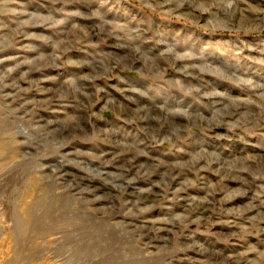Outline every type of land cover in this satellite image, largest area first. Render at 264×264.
I'll use <instances>...</instances> for the list:
<instances>
[{
	"label": "rangeland",
	"instance_id": "obj_1",
	"mask_svg": "<svg viewBox=\"0 0 264 264\" xmlns=\"http://www.w3.org/2000/svg\"><path fill=\"white\" fill-rule=\"evenodd\" d=\"M234 262L264 264V0H0V264Z\"/></svg>",
	"mask_w": 264,
	"mask_h": 264
},
{
	"label": "bare ground",
	"instance_id": "obj_2",
	"mask_svg": "<svg viewBox=\"0 0 264 264\" xmlns=\"http://www.w3.org/2000/svg\"><path fill=\"white\" fill-rule=\"evenodd\" d=\"M88 185V187H92L93 188V191H101L102 190V188L100 187V186H97L96 184H93V183H88L87 184ZM103 192V191H102ZM104 194V193H103ZM110 194V193H109ZM104 195H106V194H104ZM101 200H104V199H106V197H104V196H102L101 198H100ZM141 200H143V201H153V200H155V198L150 194V195H145L144 197H142V198H140ZM155 202V201H154ZM199 206V205H198ZM26 218H27V221H26V223H27V225H29L32 221H33V214L31 213V211H27V213H26ZM157 222H152V225H150L149 227H147L149 230H152L153 232H154V238H155V236H156V234H158V232L160 231V230H162V228L160 227V226H163V224H156ZM158 225V226H157ZM169 225H171V227L172 228H174L175 227V224H168V226ZM164 228H168V227H163V230H164ZM170 230V229H169ZM152 231L150 232V233H152ZM150 233H147V235H145L146 237H147V239H149L150 241H149V243H150V245L152 246V244H155L154 242H153V240H154V238H150L149 237V235H150ZM160 234V233H159ZM156 241H157V239H156ZM153 247H155V245H153ZM233 264V263H232ZM234 264H237L236 262H234ZM240 264V263H239Z\"/></svg>",
	"mask_w": 264,
	"mask_h": 264
}]
</instances>
